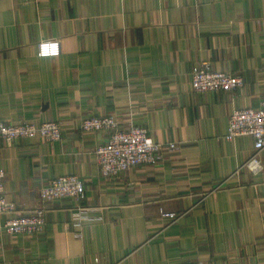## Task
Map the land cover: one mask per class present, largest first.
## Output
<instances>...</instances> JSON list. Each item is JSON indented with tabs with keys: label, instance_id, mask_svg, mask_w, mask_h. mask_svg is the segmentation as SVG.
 I'll return each mask as SVG.
<instances>
[{
	"label": "crops",
	"instance_id": "0c3cea01",
	"mask_svg": "<svg viewBox=\"0 0 264 264\" xmlns=\"http://www.w3.org/2000/svg\"><path fill=\"white\" fill-rule=\"evenodd\" d=\"M44 40L59 54L38 56ZM202 61L243 84L195 92ZM263 100L264 0H0V119L61 124L55 141L0 142L5 198L25 212L54 177L85 188L42 202V233L0 232V264H264V150L254 173L255 140L227 137L231 111ZM90 116L177 148L107 178Z\"/></svg>",
	"mask_w": 264,
	"mask_h": 264
},
{
	"label": "built area",
	"instance_id": "2783aa9c",
	"mask_svg": "<svg viewBox=\"0 0 264 264\" xmlns=\"http://www.w3.org/2000/svg\"><path fill=\"white\" fill-rule=\"evenodd\" d=\"M60 52L58 40H44L36 45L38 56H56ZM243 84L241 75L232 72L215 71L207 61H202L192 68L191 86L195 92L232 91ZM83 132H108L107 140L98 144L94 156L102 174L113 178L128 169L142 164H151L162 159L163 152L177 148L174 142H157L152 139L146 128L130 125L127 129L119 128L112 116H90L81 121ZM61 124L56 121L41 123H5L0 119V142H12L21 138L39 136L50 142L60 138ZM250 136L255 140L256 150L243 164L250 171L257 173L263 168L260 153L264 150V100L258 107L234 109L228 118V138ZM5 171L0 168V215H8L0 227V232L7 235L36 236L44 231L46 208L42 202L70 198L82 200L85 195L83 181L76 175L54 177L39 189L41 204L30 211L20 212L16 205L5 198ZM84 212V211H83ZM12 214H15L12 216ZM164 216L170 214L163 213ZM85 216L79 212L77 219Z\"/></svg>",
	"mask_w": 264,
	"mask_h": 264
}]
</instances>
